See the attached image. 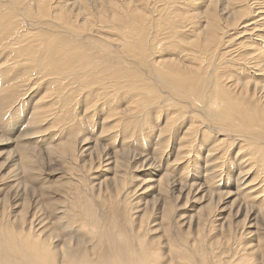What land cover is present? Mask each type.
Here are the masks:
<instances>
[{
  "label": "bare ground",
  "instance_id": "6f19581e",
  "mask_svg": "<svg viewBox=\"0 0 264 264\" xmlns=\"http://www.w3.org/2000/svg\"><path fill=\"white\" fill-rule=\"evenodd\" d=\"M199 1L201 0H195L192 4H198ZM216 1L217 0H207L203 9L197 12V15L195 12L191 13L192 11L181 14L184 12V10L183 12L181 10V13L177 12L180 15L175 12L176 14H173L170 18L166 14V9H169L170 5H168V8L167 6H160L161 8L159 7L155 11V17L149 18L144 15L142 11L136 9L134 4H131L133 3L132 0H123L118 4L115 0H102L99 6H92L87 0H77L73 1L71 4L62 2L58 5L55 3L52 6L48 0H28L26 6H24V0H0V61L3 59L0 63V68L4 70L0 72V77L11 76V73L23 76L20 79H14L13 84L9 83V80H12L11 78L13 77L6 79L7 81L2 77L4 86L0 90V93H3V95L0 96V107L5 101H9L10 104L11 101L14 102V100L19 98L21 93V91H19L20 87L30 80L31 74L33 73L39 75L40 82H48L47 87L53 88V90L57 92L55 99L57 98L58 100L56 99V105H53L56 107L57 104L60 103V106L58 105L60 109L56 110H53L55 107L52 108L53 106H48L47 103L39 104L38 108L41 110L38 114H36L37 112L35 110L36 116L39 118L44 115V117H46V115H53L52 118H55L54 121L60 124V120H62L65 128L66 121L71 122V126L75 127L79 124H83L81 123L82 121L78 113H76V111L74 113L72 108L73 101L78 99L75 97L79 96V101L82 100L87 105L88 111H86V109V112H89V107H94L93 111H91L92 113H89V117L97 114L99 120L102 118L100 122L101 131L107 128L106 125L108 122H112L111 118H115L114 120L112 119L113 124H111L109 128L114 127V125H116L117 128L121 126V129L124 130L125 133L128 132L126 137L129 136V133L130 135H134L135 132L139 133L147 129L155 130V121L151 118L153 123H150L148 117L150 109L152 107H157L158 111H160L168 108L171 111V115L169 117L164 115L165 119H163V123L165 126L163 125V128L167 133V131L172 129L173 123H177L178 128H174L175 131H173L176 134L175 137L178 136V138H173L171 147L173 159H170V162L167 163V168L170 172H175L176 167V170H182L181 175H185L186 169L188 171L187 164L183 165V168H179L177 164L182 162L185 158H188L189 156H187V154L191 152L195 158L192 164L194 167L192 178L197 177V180L201 179L202 173L199 171L200 165L198 160H202L203 156L200 151L204 148V151L207 152V156L203 158L205 161L204 165L207 167H205L206 172L204 171L205 183L186 184L183 181V183L180 181L176 183L175 179L172 177L169 178L168 174L170 172L168 171L166 174L164 173L159 176L155 163L152 161V156L147 154L137 155L134 153L130 156V151L123 149L111 150V153H105L103 157L101 153L105 148L99 145V142L98 144L97 142L94 143V141L87 142L86 139L83 138L84 136H78L80 137L78 139L77 136L67 137L64 141L63 139L61 141L60 138V144L50 149L54 150L53 152H58L61 160L65 164L72 163V161L78 159L83 152L89 154V159L92 158V154H97L98 156L96 158L98 162L95 168L102 165L114 171V173L112 172L114 174L113 177H106L103 180L100 179L98 185H100V183L106 184L110 182L115 197L118 196L121 189L125 186V182L128 180L126 173L129 168L128 157L130 156L131 160L135 159L136 155L137 157H141L142 163L136 165L135 168L138 166L142 168L143 163H145L144 165H147L146 168H148L147 175L151 178L146 180V177L140 178V181L138 180V189L140 192L138 194L142 196L154 189L156 194L153 198L156 196L155 201L159 200L161 203L162 209H164L162 214L165 217L175 204V200H180L183 196L184 202H187L191 195H195L192 199L194 203L203 199L204 204L199 206V208L197 207V210L193 209L191 212L192 214L187 215V221L195 225L197 232L203 225L205 226V223H207L206 220L211 215L218 217V220H220L219 224L227 222L228 220L227 230L229 232L232 230L233 226L232 219L238 214L242 215L241 222L243 224L247 219L248 222L253 221L256 225L259 223L258 217L264 216V206L261 204L253 207L250 206L252 203L247 205L245 202L250 201L254 203L255 199H261V197H258L259 188L261 189L260 185L253 186L248 184L254 180L257 181L256 178L259 177L264 181V83H262L264 82V49H261V47L259 49L254 48L252 44L248 46L245 44H249L246 40L248 37L250 38L253 33H256V31L259 33L264 31V17L261 19L262 21H260V19L256 21L255 18L251 16L256 22L253 20L250 21L255 23L254 26L256 25L258 30H256L255 27V29H253L252 25H250L251 27L249 28H243L247 25L241 26V24L244 23L249 12H245L243 7H238L237 10H234L231 3L232 5H241V3L243 4L245 1L246 7L249 9L250 6H254L250 3L251 0H230V3L225 2L226 7L224 9L227 8V10L224 11V17H221L220 12H222V9H216ZM147 2L148 1H146V4ZM252 2L256 3L257 6L258 4H262L258 0H253ZM93 3L98 4L96 1H93ZM258 8L261 9L262 14H256V16L264 15V7L260 6ZM109 11L121 14H116L115 17L107 16L104 18V13ZM165 18L172 22L170 25L168 24L173 30L171 36H164L167 33V31L164 30L167 26L166 28L163 27L167 25L163 22ZM158 25L162 26L161 29L163 32L165 31L164 34L158 35L152 32L154 30L153 28H157ZM98 27L99 29L108 30L109 33L119 34V36L123 38V41L113 43L116 39L108 35L106 36V34L104 35L103 31H98ZM229 28H231V30L234 29V31L228 34V36L230 35L232 37H226L232 42H235L236 46L242 47L244 56V51H247L246 54L250 52V54L245 57L246 60L243 65L246 66L247 69H250L251 72H249L254 75L255 78L252 81L240 80L233 76L238 75V73L231 72L227 74L220 72L224 64H226L225 66L227 67V63H229L227 62L228 60L225 59V56L227 55L228 58V55L238 53L236 51L234 52L233 49L236 48L233 47L234 45L231 47L229 45L227 47V38L223 40ZM150 29L153 30L150 31ZM180 31L188 32L189 37H179ZM259 33L254 35L259 37V39H263V33ZM254 35L253 37L251 36V38H255ZM71 36L75 39H71ZM253 40L254 42L252 43L255 45V40L258 39ZM158 41L162 42V46L160 47L163 48L165 46L166 50L168 49L166 52L163 50V53L158 52V54L161 55L155 53L158 49L157 44H160ZM89 47L95 48L98 53H103L96 55L93 68L85 69L86 54L84 53V49ZM255 47H257V45ZM110 51H115L116 54H118V60L121 59V55L125 57L128 55L132 56V62L138 64L145 71V81L137 80L135 71L131 68H125L128 64L125 67L119 64L121 61L113 64L115 60L111 58ZM148 51H150V56L153 54V57L149 56ZM175 52L178 54L177 57L172 55ZM216 53H218V55ZM219 56V60H221L222 57L224 58L222 59L223 64H215V66L210 67V64H212L211 61L214 59L213 57L218 58ZM229 64L231 65L232 63ZM240 66L233 65V67L241 69ZM257 79L260 80L257 81ZM157 82H161V84ZM204 82H213V84L209 87V91L202 102L203 97L198 95L202 91L201 88ZM163 85H167L166 91H162L161 86ZM46 93L50 94L48 90ZM53 93L52 95H54ZM200 95L203 96L202 94ZM116 100L120 102L121 106L125 104L123 108L121 107V110L118 106L114 105ZM197 101L202 103V105ZM196 103L202 107V110H200L202 114L199 113L200 115L198 114V110L201 108H198ZM81 104L80 102L79 105L82 106ZM4 108L6 107L4 106ZM155 110L156 109H154V111ZM190 110L193 111L192 114L187 115V112H190ZM159 113L161 114V112ZM154 115L156 114L154 113ZM186 116L187 121H185ZM37 117H35L34 121H37ZM40 118L38 120H40ZM49 123L51 122H48V124ZM37 124H39L38 121ZM129 127H131V132L128 131ZM65 128L62 130L64 131ZM114 130H116V127L112 129V131ZM32 131L31 129V132ZM101 131L99 133H102ZM157 131L159 132V130ZM55 132L58 133V131ZM161 132L164 134L162 130ZM48 133L50 132L48 131ZM198 133L199 137H197L199 140L195 139ZM35 134L37 135V133ZM117 135L118 134H115V139H112L114 144ZM159 135L162 136L161 133H159ZM144 136L142 135V137ZM209 136H213L215 139H211ZM221 136H224V138ZM126 137L124 136L122 140L125 141L124 139H126ZM87 139H89V137ZM92 143H94V145ZM167 144V141L164 140L162 143L155 146V150L160 152L159 156L167 152ZM96 147H98V150H96ZM111 147L112 146H110V148ZM21 148L23 149V145ZM50 149L49 152L51 151ZM147 151L149 150L147 149ZM22 152L21 156H23V161H29L31 155L26 153L24 149ZM169 155H166V161H169L171 156ZM190 156H192V154ZM225 157H227V161L224 160ZM233 157L235 159L234 162H236L235 164L234 162H229L230 158ZM228 163L232 164L238 171L235 177L236 195L231 202L228 199L230 195H224L229 193L213 191L209 188V186L217 182L214 180L218 176L219 168L217 167L220 165L225 167ZM89 167H91V165H89ZM229 174L230 173H227V175ZM247 174H249V177L253 175L248 182L246 181ZM110 185L109 187H111ZM139 185L141 186L139 187ZM105 187H108V185ZM262 188H264L263 185ZM239 191L240 193L237 194ZM241 197H243L245 201H243ZM146 202L148 201L140 202L141 204H139V206L142 205V208H138L137 206L138 211L143 210V217H146V212L149 208ZM184 202L182 203L184 204ZM233 204H236L233 212L230 211V208L226 211V208H228L227 206L231 207ZM224 210L227 212L226 214H222ZM181 217L183 218V215H181ZM167 219H170V217ZM39 221L40 220H38V222ZM179 224L181 223L179 222ZM207 227L209 228V226ZM232 231H234V229ZM253 231L254 230H250L249 232ZM233 242L235 241L233 240ZM198 243L199 242H197V244ZM251 247L252 248L248 250V252L261 248L258 244H254ZM228 250L230 251V249Z\"/></svg>",
  "mask_w": 264,
  "mask_h": 264
},
{
  "label": "rangeland",
  "instance_id": "374dc122",
  "mask_svg": "<svg viewBox=\"0 0 264 264\" xmlns=\"http://www.w3.org/2000/svg\"><path fill=\"white\" fill-rule=\"evenodd\" d=\"M27 1L28 0H24V6H26ZM73 1L77 0H48V2L51 3V6L55 3L60 5L62 2L71 4ZM93 1H96L98 4H94ZM101 1L102 0H87V2H90L92 6H99ZM115 1L118 4L121 3V1L123 0ZM146 1H148L147 4ZM206 1L207 0H201L198 4H192L193 2H195V0H132L133 3L131 4H134L136 9L142 11L144 15L149 18L155 17V11L160 6H167L168 8V5H170L169 9H166V14L170 18L173 14H176L177 12L181 13V10L182 12L184 10V12L181 14H185L188 11H192L191 13L195 12V14L197 15V12L203 9V6L205 5ZM252 1L253 0H251L250 3L255 7L250 6V10L246 7L245 1L243 4L241 3V5H232L231 3V6L234 7V10H237L238 7H243L245 9V12H249L245 18V21L243 20L244 23L241 24V26L247 25L243 28H249L251 27L250 25H252L253 29L256 28V30H258V27L256 25L254 26L255 23L250 20L259 21L260 19V21H262L261 19L264 17V15L256 16V14H262L261 9H259L258 7H264V0H258L262 3L261 5L258 4V6ZM152 2L155 4H153ZM225 2L230 3V0L216 1V9H222V12H220L221 17H224V11L227 10V8L224 9L226 7ZM105 13L104 18H106L107 16L115 17L116 14H121L111 11ZM251 16L255 18V20L251 18ZM166 19L167 18H165V20ZM165 20L163 22L167 25H164L163 27L166 28L167 26V28L164 29L165 31H167V33L164 36H171L173 30L169 25L172 22L171 20ZM161 27L162 26L158 25L157 28H153V31L150 29V31L158 35H162L165 33V31L163 32ZM97 29L98 31H103L104 35L106 34V36L108 35L111 38H115L116 40H114L113 43L123 41V38H121L117 33H109L108 30H103L101 28L99 29V27ZM233 31L234 29L231 30V28H229L226 31L223 40H225L227 37H232L230 35L228 36V34H231ZM257 32L258 31H256V33H253V35H257L259 33ZM259 34H262L263 39H259V37L255 35V38H251V36L253 37V35H251V39L248 37L246 40V42L248 41L249 44L247 43L245 45L248 46L252 44L254 48L259 49L261 47V49H264V31L260 32ZM71 37V39H75L73 36ZM179 37H189L188 32L180 31ZM229 38L226 39L228 40V43H226L227 47L229 45L230 47L234 45L233 47L236 48H234L233 50L234 52L236 51L238 53L228 55L229 59L227 58V55L225 56V59L228 60L227 62L232 64L230 65L229 63H227V67L225 66L226 64H224L222 70L219 69L221 70L220 72L227 74L231 72L238 73V75L240 76H233L240 80L242 79L244 81H252L255 78L254 75L250 73V69H247L246 66L243 65L246 60L245 57H247L250 52L246 54L247 51H244V56L242 52V47L236 46L235 42H232L231 40H229ZM253 39H258L255 40V45H253L254 43H252L254 42ZM158 42L160 44H156L158 46V49L160 50H156L155 53L157 55H161L158 54V52L163 53V50L164 52L168 51V49L166 50L165 46L163 48L160 47L162 46L161 41ZM256 45L257 47H255ZM84 53L86 54L85 69H90L94 66V63L96 61V55L101 54L103 52L98 53L95 48L89 47L84 49ZM109 53L111 55V58H114L113 60H115L113 64H115L116 62L119 63L120 61L121 62L119 64L124 67L128 64L125 68L133 69L136 73V79L140 81H145V71L138 64L132 62V56L128 55L125 57L121 55V59L118 60V54H116L115 51H110ZM218 53L216 54L218 55ZM148 54L150 56V51H148ZM172 55L176 57L178 56L177 52L173 53ZM150 57H153V54ZM213 58L214 59L211 61L212 64H210V67L215 66V64L222 63V59H224L222 57L221 60H219L220 56L218 58ZM2 61L3 59H1L0 63ZM233 65H241V69L233 67ZM0 70V72L4 71L1 68ZM2 77L3 76L0 77V90L4 86L3 78H5L6 80L13 77L11 78L12 80H9V83L13 84L14 79H20L23 76L14 75V73H11V76L8 75L7 77ZM258 80L260 79H257V81ZM47 83L48 82H40L39 75L32 73L30 80L22 84L23 86L20 87L19 91H21V93L19 98L14 100V102L11 101L10 104L9 101H5L6 104L5 102H3L2 105L5 104L4 106L6 108H4V106L2 105L0 107V264H264V216H259V223L255 225L253 221L248 222L247 219L243 224L241 222L242 215H235L232 219V230L234 229V231L231 230L229 232L227 230L228 220L227 222L219 224L220 220H218V217H216L215 215H211L206 220L207 223H205V226L203 225L204 227L202 226L201 229L197 232L195 225L187 221V215L192 214L191 212L193 211V209L197 210V207L199 208V206L204 204L203 199L194 203L192 199L195 197V195H191L187 202H184V196L180 200H175V204L171 208L169 214L166 215V217H170V219H167L162 214V211L164 209H162L161 203L159 202V200L155 201L156 196L153 198V196L156 194L154 189L142 196L138 194L140 193L138 189V180L140 178L146 177L147 180L151 177L147 175L148 168H146L147 165H144L145 163H143L142 168L141 166L135 168L136 165L142 163L140 159L141 157H137V155L147 154L152 156V161L155 163V167L158 170L159 176L164 173L166 174L167 171L170 172L167 168V163L170 162V159H173V154L171 155V153H173L171 151V147L173 143V138H178V136L175 137L176 134L174 132V128H178V124L173 123L174 125L172 126V129L167 131V133L164 131L163 127L165 125L163 123V119H165V116L169 117L171 115V111L168 108L166 110L158 111L157 107H152L150 109V114L148 117L150 119V123H153L152 120L155 121V130L147 129L139 133L135 132L134 135H130L129 133L128 138L126 137V134L128 132L125 133V131L121 129V126H118L117 128V126L114 125V127L109 128V126L113 124V120L115 118H111L112 122H108V124L106 125L107 128L101 131L100 122L102 118H100L99 120V116L97 114L93 115L92 117H89V113L93 111L94 107H89V112H86L88 111L87 105L82 100L79 101V96L75 97L78 99H75V101H73L72 108L74 113L75 111L76 113H78V116L82 121L81 123L83 124H79L75 127L71 126V122L66 121L65 128L62 120H60V124L54 121L55 118H52L53 115H46V117H44L45 115L40 116L44 120L40 117V120H38L39 118L36 116V114H38L41 110L40 108H38L39 104L41 105L47 103L48 106H53L52 108H54L56 105L55 103L58 100L57 98V100L55 99V95L57 92L54 91L53 88L47 87ZM157 83L161 84V82ZM212 84L213 82H204L203 87L201 88L203 92L201 91L200 93L203 96H201L200 94L198 95L200 97H203L202 102L204 101L205 95L209 91V87ZM161 88L162 91H166L167 85H163L161 86ZM47 90L50 94L46 93ZM52 91L55 93H53ZM52 93L54 95H52ZM2 95L3 93H0V96ZM80 102L82 103V106L79 105ZM196 104L198 105V103ZM199 104L202 105V103L200 102ZM58 105L60 106V103H58L53 110L60 109L58 108ZM114 105L118 106L120 110L121 107L123 108L125 106V104L121 106L120 102H118L117 100ZM200 105L197 106L198 108H201L198 110V114H202V111H200L202 110V107ZM154 109L156 110L154 111ZM35 110L37 112L36 114ZM159 112H161V114ZM192 112V110H190V112L188 111L187 115L192 114ZM154 113L156 115H154ZM34 116L38 118L37 121L39 124H37V121H34ZM186 118L187 116L185 117V121H187ZM157 121L160 122L158 123ZM48 122L51 123L48 124ZM32 126L36 128L34 129ZM115 127L116 130L112 131V129ZM64 128L65 130L63 131L62 129ZM31 129L33 130V133L31 132ZM130 129L131 127L128 128L129 132H131ZM156 129L159 130V132ZM54 130L58 131V133ZM161 130L164 132V134L161 132ZM48 131L50 133H48ZM100 131L102 133H99ZM35 133H37V135ZM159 133H161L162 136L159 135ZM115 134L118 135L114 144L112 142V139H115ZM142 135H147L148 137H142ZM72 136H77V139L80 138L78 136H84L83 138H85L87 142L94 141V143L97 142V144L99 142V145L105 148L102 153L100 152L103 157L105 153H111V150H128L130 151V156L134 153L137 154L135 159L131 160L130 156L128 157L129 168L127 170L128 172L126 171L128 180L125 182V186L121 189L122 193L119 192L118 196L115 197L113 194V187L110 185V182H108L109 184L100 183V185H98V181H100V179L103 180L106 177H113L114 171L113 169H107V166L102 165V167L100 166L98 168H95L98 162L96 158L98 156L97 154H92V158L89 159V154L83 152V154H80V157L78 159L72 161V163L65 164L61 160L59 153L53 152L54 150L50 149L56 147L57 144H60V138L61 141L62 139L64 141L65 138H70ZM124 136L126 137V139H124L125 141L122 140ZM197 136L199 137V133L196 135V137ZM88 137L89 139H87ZM196 137L195 139L199 140L198 137ZM209 137L211 139H215L213 136ZM221 137L224 138V136ZM164 140H166L168 143V150L167 152H164L163 155L159 156L160 152H157L155 150V146L159 145ZM94 143L92 144L94 145ZM22 145L24 151L31 155L29 157L31 158L29 161H23V156H21L23 153V149L21 148ZM110 146L112 147L110 148ZM98 147H96V150H98ZM49 149L53 153L51 151L49 152ZM141 149L145 151H142ZM147 149L149 151H147ZM200 153H202L201 155L203 156V158L207 156V152L204 151V148L200 151ZM191 154L192 156H190ZM166 155L170 156L169 161H166ZM187 156L189 157L185 158L182 162H179V164H177L179 165V168H183V165L187 164L186 166H188V171L186 169L185 175H181L182 170H176L175 167V172L171 171L168 174L169 178L172 177L173 179H175L176 183L178 181H183L186 184L205 183L206 179L204 177V174L207 168L204 165L205 161L203 160V158L202 160H198V163L200 165L199 171L202 173V177H200L201 179L197 180V177L192 178V173L194 172V167L192 164L195 161L194 155L190 152L187 154ZM224 160L227 161V157H225ZM234 161V157L230 158L229 160V162ZM235 163L236 162H234V164ZM89 165H91V167H89ZM231 165L232 164L228 163L225 167L222 165L217 167L219 168L218 176L216 179H214L217 182L211 185L212 187L209 186V188L213 191L229 193L224 195H230V197L228 198L230 202L236 195L235 177L238 174L237 169L234 168L233 165ZM227 173L230 174L227 175ZM252 176L253 175L249 177V174H247L246 181L248 182ZM256 180L257 181L254 180L250 182L248 185H260L261 189L259 188L258 197H261V199H255L254 203L246 201L245 204L250 205L252 203L250 206L253 207H256L261 204L264 206V196H261L264 195V188H262V185L264 186V181L261 180V177L256 178ZM107 185L108 187H105ZM109 185L112 188L109 187ZM140 186L141 185H139V187ZM238 193H240V191L237 192V194ZM139 195L141 198L139 197ZM241 199L245 201L243 197H241ZM144 201H148L146 202V204L149 207L146 212V217H143L142 215L143 210H137L140 207L142 208V205L139 206V204ZM182 202H184V204ZM181 203L184 206H182ZM235 206L236 204H233V206L231 207L227 206L228 208H226L227 210H225L228 211L230 208V211L233 212ZM224 211L222 214L227 213L226 211ZM181 215H183L184 219L181 217ZM184 215L186 218L184 217ZM38 220L40 221L38 222ZM179 222L181 224H179ZM206 225L209 226V228ZM218 229L220 232L218 231ZM250 230L254 231L249 232ZM227 231L229 232V234ZM228 238L230 241L228 240ZM233 240L235 242H233ZM197 242L199 243L197 244ZM253 242L254 244L260 245L261 248L258 249L260 252L258 250L248 252V250L252 248L251 246L254 245ZM228 249H230V251Z\"/></svg>",
  "mask_w": 264,
  "mask_h": 264
}]
</instances>
